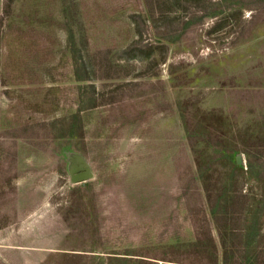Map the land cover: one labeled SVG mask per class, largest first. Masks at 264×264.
I'll return each instance as SVG.
<instances>
[{"label": "rangeland", "instance_id": "374dc122", "mask_svg": "<svg viewBox=\"0 0 264 264\" xmlns=\"http://www.w3.org/2000/svg\"><path fill=\"white\" fill-rule=\"evenodd\" d=\"M6 3L0 264H264V0Z\"/></svg>", "mask_w": 264, "mask_h": 264}, {"label": "water", "instance_id": "95a60500", "mask_svg": "<svg viewBox=\"0 0 264 264\" xmlns=\"http://www.w3.org/2000/svg\"><path fill=\"white\" fill-rule=\"evenodd\" d=\"M237 161L240 163L242 161L241 156L237 157ZM92 172L85 161H78L73 169V174L71 180L73 182H81L91 178Z\"/></svg>", "mask_w": 264, "mask_h": 264}, {"label": "trees", "instance_id": "16d2710c", "mask_svg": "<svg viewBox=\"0 0 264 264\" xmlns=\"http://www.w3.org/2000/svg\"><path fill=\"white\" fill-rule=\"evenodd\" d=\"M4 1H6L7 3H6V5L7 4H10V3H12L14 0H4ZM222 260H223V264H229V262H228V257H224L223 256V258H222Z\"/></svg>", "mask_w": 264, "mask_h": 264}]
</instances>
